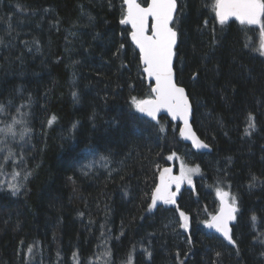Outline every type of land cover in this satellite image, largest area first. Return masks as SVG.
Here are the masks:
<instances>
[{"label":"trees","instance_id":"trees-1","mask_svg":"<svg viewBox=\"0 0 264 264\" xmlns=\"http://www.w3.org/2000/svg\"><path fill=\"white\" fill-rule=\"evenodd\" d=\"M213 4L177 0L172 25L176 80L211 147L197 151L178 123L131 106L151 84L119 23L122 0H0V103L9 114L0 127L12 115L24 122L5 137L11 160L0 151V264H264L255 239L264 236L262 35L235 19L221 26ZM169 156L199 174L175 205L149 210ZM9 184L22 186L13 194ZM217 189L237 198L235 246L205 228Z\"/></svg>","mask_w":264,"mask_h":264},{"label":"snow or ice","instance_id":"snow-or-ice-1","mask_svg":"<svg viewBox=\"0 0 264 264\" xmlns=\"http://www.w3.org/2000/svg\"><path fill=\"white\" fill-rule=\"evenodd\" d=\"M122 3L124 7L119 23L131 26L129 35L132 43L139 50V61L143 73L149 80L154 81V84L150 85L151 92L148 98L138 99L133 96L131 106L136 112L143 113L153 120L156 119L158 112L162 109L166 110L173 120L183 121L184 127L180 130L182 137L191 138L196 148H208V145L200 141L194 133L190 137L185 136L186 131L191 132L189 116L192 112V105L185 88L177 85L173 67V60L177 55L178 32L172 25L175 19L174 14L178 8L177 0H148L146 7L142 6L138 0H122ZM20 7L23 10V6ZM212 7L216 21L221 26L225 25L230 18H235L242 25H259L261 35L264 37V0H214ZM0 43H3V41L0 40ZM213 43H215V38ZM124 47L125 45L122 43L120 49ZM120 49L117 50V54H119ZM260 52L261 55H264V40L261 41ZM192 78L193 80L197 79L198 73L194 72ZM75 95L73 93L74 97ZM10 104L11 101H9ZM16 111L20 114L19 108ZM0 115L6 118L9 115L7 107L3 103H0ZM248 120V128L245 129L246 134L249 129L255 127L254 123L251 122V116L248 117ZM3 123L4 126L0 127V145H3V147H0V151L7 149L5 160H11L12 151L8 147L5 137H16V126L24 122L17 119L16 115H12L10 122L6 120ZM51 123L52 120H49V124ZM28 131L27 128H24L19 133L21 140ZM173 156H169L168 159H172ZM102 159H106V157H102ZM198 172V167L192 169L182 167L179 176H173L170 168H164L160 171L159 183L156 184L152 192L149 210L154 208L158 201L166 205H175L177 192L180 190L181 184L184 182L191 184L192 174ZM13 175L15 177L19 173ZM28 175L30 173H25L24 179H27ZM255 179L253 177V180ZM172 185H175L177 191H171ZM21 186L20 184H9L13 194L18 192ZM216 195L220 199V209L216 215H212L206 222V227L215 229L216 232L222 234L229 244L235 246L236 241L231 235L229 222L236 219L235 213L238 211L237 198L220 189L216 190ZM176 211L179 213L180 227L187 231L189 227L188 215L181 211L179 207ZM256 219L255 215L251 217L253 222ZM255 239H259L261 243H264V236H258ZM188 242L192 243L190 238ZM261 255L264 256V252Z\"/></svg>","mask_w":264,"mask_h":264},{"label":"water","instance_id":"water-1","mask_svg":"<svg viewBox=\"0 0 264 264\" xmlns=\"http://www.w3.org/2000/svg\"><path fill=\"white\" fill-rule=\"evenodd\" d=\"M138 2H139V0H138ZM147 2H148V1H147ZM141 5L144 6V7H146V6H147V3H146L145 5H143V4H141ZM174 16H175V14H174ZM234 19H235V18H234ZM128 27H129L130 32H131V26L128 25ZM130 32H129V33H130ZM129 40H130L131 44L133 45V47L135 48V50L138 52V55H139V50H138V49L135 47V45L132 43L131 38H130V35H129ZM177 42H178V40H177ZM174 62H175V57H174V60H173V67H174ZM141 67H142V65H141ZM142 72H143V70H142ZM174 73H175V69H174ZM143 75H144V78H145V80H146V82H147L148 84H151V85L154 84V81H153V80H149V79L146 77V75H145L144 73H143ZM175 80H176V74H175ZM176 83H177V80H176ZM177 85H178V86H181V87H184L183 85H181V84H179V83H177ZM184 88H185V87H184ZM185 90H186V88H185ZM186 93H187V90H186ZM187 94H188V93H187ZM189 99H190V98H189ZM190 103H191V101H190ZM191 105H192V103H191ZM141 114L144 115V116H146V117H148L147 115H145V114H143V113H141ZM192 114H193V107H192V112H191V114H190V116H189V125H190L191 132L186 131L185 136H186V137H190L191 134L194 133L195 136H196L200 141H202L203 143H206V142H204V141L198 136V134L196 133V131H195L194 128H193V125H192ZM162 115L166 116L171 122H173V123H178V124H179V133H180L181 128L184 127V123H183V121H181V120H179V119H177V120H173L172 117H171V115H170L166 110H164V109H162L160 112L157 113V115H156V119H157L159 116H162ZM148 118L152 119L151 117H148ZM180 136H181V135H180ZM181 139H182L185 143L189 144L190 147H191L193 150H197V151H210V150H211V147H210L207 143H206V144L208 145V148H196V147H194V145H193V141H192L191 138H185V137H182V136H181ZM164 168H170V169L172 170V168H171L170 166H164V167H162L161 169H159L158 174H157L156 184L159 183V175H160V171H162ZM171 174H172V173H171ZM155 186H156V185H155ZM154 188H155V187H154ZM172 188H173V185H172V187H171V191H172ZM153 190H154V189H153ZM157 203H160V202L158 201ZM219 209H220V199H219V208H218L217 212H216L214 215H216V214L219 212ZM235 215H236V213H235ZM209 219H210V218H209ZM209 219H208V220H209ZM208 220H207V221H208ZM235 220H236V219H235ZM235 220L229 222V228L231 229V235H232V224L235 222ZM207 221H206V222H207ZM206 222H205V228H206L209 232L218 235L220 238H222V239L224 240L225 243H227L228 245L233 246L232 244H229L227 240L224 239V237L222 236L221 233L216 232L215 229H209V228H207V227H206Z\"/></svg>","mask_w":264,"mask_h":264},{"label":"rangeland","instance_id":"rangeland-1","mask_svg":"<svg viewBox=\"0 0 264 264\" xmlns=\"http://www.w3.org/2000/svg\"><path fill=\"white\" fill-rule=\"evenodd\" d=\"M258 26H259V25H256V27H258ZM262 40H264V37H262L261 41H262ZM169 166L172 168V175H173V176H179L180 173H181V168H182V167H184V168H186V169L197 168L196 166H191V165L185 163V162L183 161V159H181V157H176V158L173 157V158L170 160V164H169ZM198 174H199V172H198V173H193V174H192V183H191V184H188L187 182L182 183L181 186H180V190L183 189L184 187H193L194 178H195V176H197ZM180 190H179V191H180ZM172 191H174V192L177 191L175 185H173ZM179 191L177 192V194L179 193ZM224 192H228V193L230 194V192L227 191V190H224ZM230 195H231V194H230Z\"/></svg>","mask_w":264,"mask_h":264},{"label":"flooded vegetation","instance_id":"flooded-vegetation-1","mask_svg":"<svg viewBox=\"0 0 264 264\" xmlns=\"http://www.w3.org/2000/svg\"><path fill=\"white\" fill-rule=\"evenodd\" d=\"M230 19H234V18H230ZM251 26H256V25H251ZM258 28H260V26H258ZM260 32H261V29H260Z\"/></svg>","mask_w":264,"mask_h":264}]
</instances>
